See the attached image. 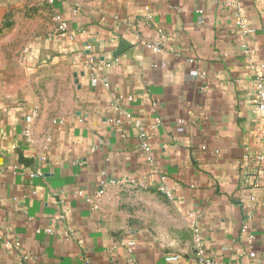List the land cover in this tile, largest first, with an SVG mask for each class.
Listing matches in <instances>:
<instances>
[{"label":"crops","instance_id":"0c3cea01","mask_svg":"<svg viewBox=\"0 0 264 264\" xmlns=\"http://www.w3.org/2000/svg\"><path fill=\"white\" fill-rule=\"evenodd\" d=\"M263 64L264 0H0V264H200L194 229L208 258L264 264L246 158L264 152ZM161 175L181 242L100 207L103 181L155 192Z\"/></svg>","mask_w":264,"mask_h":264},{"label":"rangeland","instance_id":"374dc122","mask_svg":"<svg viewBox=\"0 0 264 264\" xmlns=\"http://www.w3.org/2000/svg\"><path fill=\"white\" fill-rule=\"evenodd\" d=\"M100 207L110 219L125 222L159 238L181 242L190 232L187 220L169 197L157 190L144 192L130 183H114L101 196Z\"/></svg>","mask_w":264,"mask_h":264},{"label":"built area","instance_id":"2783aa9c","mask_svg":"<svg viewBox=\"0 0 264 264\" xmlns=\"http://www.w3.org/2000/svg\"><path fill=\"white\" fill-rule=\"evenodd\" d=\"M50 2H52L53 0H49ZM54 21L56 23V28L58 32H64L67 29V22L64 20V18L60 15V14H56L54 16ZM247 32H251L253 31L252 28H247L246 29ZM147 46L153 48L154 51H159V46L158 44H147ZM262 68H264V64L262 65ZM255 93H256V108L259 112H261L262 114H264V75H259L257 76L256 80H255ZM38 109H34L32 111V114L30 116L27 117V121H31L33 120V118L37 115ZM117 123H123V122H127V123H132L134 126L138 127L139 130V137L141 139V147L142 150L146 153L147 159L150 163L154 162V158L151 154V146L148 140V133L146 130L142 129L141 124L138 122L133 121L132 119H130L127 115V117L125 118H118L116 119ZM156 126V124H154L152 127L154 128ZM25 135L27 137L30 136V133L28 130L25 131ZM247 159H252L258 164V168H257V172L259 175L264 174V152L263 153H259L256 154L254 157H251L250 154L246 155ZM160 183L157 187V189L163 193H165L167 196H171L170 191L165 183L166 180V176L165 175H161L160 177ZM133 182V181H132ZM107 185V182L103 181L101 183V188L98 190V195H102L105 191L104 186ZM48 230V229H47ZM49 231V230H48ZM68 233L71 234V231ZM194 241L196 243V255H197V260L200 264H227V263H220L215 261L214 259L208 258L205 255L204 252V248L202 246V239L201 236L198 232V229H194ZM128 247L133 248L136 245V241L135 240H128L125 243ZM165 260L169 263L172 264H182L181 263V257L179 254L176 253H168L165 255ZM30 264H35L32 260Z\"/></svg>","mask_w":264,"mask_h":264},{"label":"water","instance_id":"95a60500","mask_svg":"<svg viewBox=\"0 0 264 264\" xmlns=\"http://www.w3.org/2000/svg\"><path fill=\"white\" fill-rule=\"evenodd\" d=\"M75 76H77V74H75Z\"/></svg>","mask_w":264,"mask_h":264}]
</instances>
